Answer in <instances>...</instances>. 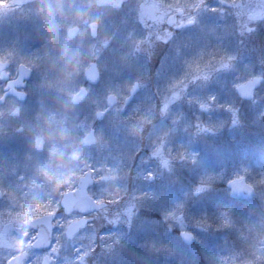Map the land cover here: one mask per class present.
<instances>
[{
    "label": "rangeland",
    "instance_id": "1",
    "mask_svg": "<svg viewBox=\"0 0 264 264\" xmlns=\"http://www.w3.org/2000/svg\"><path fill=\"white\" fill-rule=\"evenodd\" d=\"M52 1L15 6L8 0L7 6L0 7V58L10 60L15 68L17 64L25 63L33 70L27 87L29 102L22 105L24 108L39 99L47 101L55 110L53 114L44 112L40 115L38 128L47 138L48 146H53V168L59 173L53 195L61 197L68 189L62 186L70 175V168L79 165L73 170L75 177L86 171L83 168L87 163L84 158H87L88 170L95 169L91 192H101L105 186V197L110 201L104 209L97 211L95 217H105L106 225L112 229L100 237L106 243H100L104 249L92 248L93 239L87 248L83 243L88 231L72 241L59 235L66 222L65 216L60 217L56 223L58 231L54 233L55 245H71L56 252L52 251L53 246L49 248L48 253L52 256L49 264H81L78 257L85 251L90 254L100 252L101 256L105 252V255L99 260L89 254L84 264H264V81L249 100L235 91L237 84L255 75L264 77V0H238L242 5L239 8L221 0H205L208 8L202 12L201 22L204 21L198 26L203 32L201 37L206 35L207 40L202 39L200 45L193 39L186 41L179 55L167 57L155 77L154 94L147 90L149 87L144 79L149 81L151 73L136 51L139 44L133 34L120 39L122 44L125 43L121 46V55L118 59L111 57L109 64L98 54L78 51L81 35L69 43L58 40L53 54ZM204 23H209V27L204 29ZM129 24L135 26L134 29L140 25ZM72 25L65 23L62 27L64 35ZM101 40L102 37L88 46L94 48ZM70 48L77 50L68 52ZM108 55L106 51L105 56ZM213 56H234L235 59L229 68H217L216 62L212 61V66L206 69L207 79L203 76L193 79L198 75L196 64L205 65ZM95 57L99 59L100 67L106 65L101 83H105L107 91L103 94L106 97L107 93L116 92L120 101L108 105L105 97L94 99L99 93L98 88L91 89L85 104L91 118L83 122L84 109H80L81 105L74 107L71 98L84 81L79 72L84 71ZM116 67L119 74L112 76L108 69L117 72ZM138 74H142L138 78L143 86L136 100L125 106L123 100ZM118 75L121 85L115 87L112 80ZM1 92L0 86V95ZM174 93H179V97L174 98ZM213 96L215 100L210 99ZM201 103L210 107L203 109ZM97 110L106 111V117L101 121L95 118ZM141 117L146 119L142 130L137 131L134 126L141 122ZM91 128H94L95 143L86 147L82 143L78 147L76 142L67 144L72 136L79 137L82 142ZM158 147L162 149L161 154L153 155ZM135 151L143 152L136 166L133 162ZM164 159L168 160L167 166L162 162ZM179 164L183 170H168ZM149 173H152L151 177ZM173 175L182 178L179 186ZM101 176L111 178L105 183L99 179ZM240 176H245L256 187V197L251 201L229 197L227 181ZM131 177L132 184L137 186L134 196L138 200L139 196L144 199L143 204L146 202L150 210L148 217L142 216L136 226L138 250L130 249L126 240L121 243L125 232L132 227L130 219L134 216L131 200L120 201L131 191ZM120 181L126 182L122 192L114 197L118 188L114 190L112 186ZM201 184L210 186L197 192L196 188ZM146 191L154 197L153 204L148 203L151 199ZM13 195L14 192L9 190L7 199L10 198L11 209L0 227L6 220H13L19 226L17 217L25 208L35 209L40 205L44 210L50 206L47 196H42L41 201L27 198L16 204L11 199ZM172 198L167 207L165 201ZM16 205H20L19 210L13 215ZM167 209L174 215L169 216ZM181 215L182 219H178ZM150 218H157L152 230L157 231L158 237L146 239L145 230H149L146 223ZM226 220L227 224L224 223ZM102 222V218L94 222L97 229L102 228ZM180 230L194 232L199 245L195 242L183 244L178 238ZM237 245H242L243 249ZM30 258L31 255L27 261ZM41 259L42 254H39L36 260Z\"/></svg>",
    "mask_w": 264,
    "mask_h": 264
},
{
    "label": "flooded vegetation",
    "instance_id": "2",
    "mask_svg": "<svg viewBox=\"0 0 264 264\" xmlns=\"http://www.w3.org/2000/svg\"><path fill=\"white\" fill-rule=\"evenodd\" d=\"M209 1L212 0H207L206 2ZM52 2L54 7L52 32L53 44L51 45V47L53 48V54L55 53V50H57L58 40L67 41L69 43L76 40L77 37L81 35V49H79L78 51L82 52V54L85 52H92L95 55L98 54L101 56V58L106 59V63L108 64L110 63L111 57L115 58L121 52L120 49H122L121 46L123 40L120 39H124L131 34H133V36L137 37L138 39L139 48H137L136 51L139 56L145 57L144 59H146L150 64H152L153 61L158 60L162 62L164 57H167V55L169 54L171 46L177 45L179 47L181 42L185 40L187 27L188 29H193L194 27L199 29V26L196 23L201 24V14L205 9L208 8L206 7V2L199 9L189 8L185 6V11L183 14H181L179 12H176L175 8L168 7V5L174 4L176 0H105L104 4H100L99 0H95L94 3H92L91 0H53ZM194 2L195 0H180V3L182 4ZM209 9L210 11H212L211 7H209ZM190 16L195 17L194 23H180L181 21H186ZM170 17L174 18V22H169ZM59 21L65 22L66 24H73L67 29L66 35H64L62 29V27L65 26V23H59ZM94 23L97 25L95 29L92 28V25ZM129 23H139L140 25L139 27L134 29L135 26H130ZM169 32H171L172 35L166 40L158 38L166 37ZM100 37H102V40L98 44V46L94 48L88 46L90 42H93ZM118 40L120 41L118 42ZM75 50H77V48H70L68 52H72ZM106 51L109 54L108 56H105ZM91 60L92 61H90V63L93 62L98 67L100 80L97 84H91L87 82L85 71L89 65L84 69V71L82 70L81 72H79V74L83 76L84 81L82 82L83 84L80 85L77 92L81 90V87H86L87 96L81 103L72 104L74 107H78L81 105L80 109H84V112L82 110L83 115L81 112V121L83 122H88L91 118V112L89 108L87 110L88 106L85 107V104L87 103L86 100L89 97V92L91 91V89L98 88L99 93L94 96V99L99 100L105 97L103 93L107 91V88H105V83H101L103 69L105 74L106 65L104 64L102 65V67H100L99 59L97 57L92 58ZM156 65L158 66V62L155 63V66ZM17 67H13V64L10 61L8 69L11 77H15V75H17ZM115 70L117 72L110 71L108 69L112 76H116L117 74H119V68L116 67ZM139 75L140 74L136 75L137 79H135L134 82L138 81V87L142 88L143 85L138 78ZM144 80L147 81V87H149V89L147 90L151 94L152 92H154V83L152 81L151 75L149 81L147 79ZM112 81L113 86L120 87L121 81L119 75L118 78H115ZM1 87L3 94L5 84H2ZM27 87L25 88V91L27 90ZM111 93L116 97V99L114 100V104L118 103V101H120L119 94L112 91L110 93H107V96L105 97L106 101L108 100V97L109 95H111ZM136 96L137 94L134 95L131 103L136 100ZM28 102V99L20 100L15 96H9L4 100L3 103H0V224L1 221L6 218L7 213H9V209H11L9 201L10 198L7 199L9 190L10 192H14V195L11 197V199L15 201L16 204L17 202H23L27 198H35L36 201H41L42 196H47L46 201L50 203V206L53 207V203L56 202L57 204L60 199V197H58L59 194L55 196L53 195V186L59 183V173L53 168V146L49 147L47 138L38 131L41 118L40 115H42L44 112H52L53 114L55 110H53V106L48 105L47 101L39 99H35L31 102L30 106L26 105L24 108V106L22 105H24L25 103L27 104ZM11 115L13 117L12 119H10ZM77 119L79 120L78 117ZM39 138H42L43 141H39ZM84 138L85 136L83 137L81 142V139L79 137L72 136L71 139L67 140V144L73 145L76 142V145L78 147H80L81 143L82 146L86 147L87 144H85ZM84 148L82 150H84ZM141 151H139L138 153L135 151L136 153L133 160L134 166H136V161L138 160V158L143 155V152ZM84 160L87 163L85 164L86 166L85 168H83V170L86 171L78 177L74 176L73 170L78 169L79 165L73 169L69 167L70 175H67L68 178L65 180V184H63L62 186L68 188L63 191L64 193L68 192L73 185H75V187L77 188L79 180L86 173H89V175H91L92 177L91 186L94 184V172H90L88 170V159L84 158ZM120 174H122L121 169ZM69 180H71V183H69ZM103 181L106 183V179ZM125 182L126 181H120L115 185V189L118 188L115 195L118 196V193L122 192V187H124L123 183ZM130 186L131 191L123 195L120 201L128 200L130 202L131 200V207L134 206L135 209V207H137V202H139L141 199L138 201L137 196H134V194H137V186H135V184H132ZM90 187L89 192L96 200H104L106 190L103 189L105 186L102 187L101 192L98 191L96 194L95 192H91ZM134 188L136 190V193L134 192ZM107 201L106 203H109ZM56 204L54 205L56 206ZM19 206L20 205H16V207L14 206L13 215H17V212L15 210H19ZM47 209L48 208L45 207L44 210ZM97 211L98 210L92 213H88L87 215L84 214V216L83 214L77 212H73L72 215L67 214L65 216L66 224L70 219L79 218L80 216L87 218L91 217V221L88 222L87 226H85V228L79 231L72 238L65 237L63 231L59 235L62 234V237L69 241H72L77 236L81 235L85 231H88L87 234L84 235L86 236V241L93 238V236H96L98 243L97 245H100V235H102L104 230H106V218L101 217L103 219V222L101 223L102 228L97 229L94 222L97 219L101 220V218L95 217ZM105 214L106 213L104 212L103 215ZM60 217H63V214L57 212L54 217V221L57 224L61 219ZM54 226L55 229L52 230L53 232L51 238L52 243L49 248L54 246L57 241L54 237V233L56 230L58 231V226ZM29 233L31 238L26 239L31 240L33 245L36 239H33V236L36 237V230L31 227L29 229ZM21 235V226H17V224L15 225V222L13 220H6L1 225L0 264H9L10 258L13 255H16V249L12 247V245L16 239L21 238ZM67 245L70 246L71 243H62L60 244L58 249H65L64 247H66ZM49 248L36 250L34 246L30 247V249H27L25 247L24 251L26 252V256L23 259V264H39L40 261L42 264H44V259L46 256L51 257L49 261L50 263L52 260V256L48 253V251L50 250ZM39 254H42V259L40 261L36 260V257H38ZM29 255H31L34 260L30 258L27 261V257Z\"/></svg>",
    "mask_w": 264,
    "mask_h": 264
},
{
    "label": "snow or ice",
    "instance_id": "3",
    "mask_svg": "<svg viewBox=\"0 0 264 264\" xmlns=\"http://www.w3.org/2000/svg\"><path fill=\"white\" fill-rule=\"evenodd\" d=\"M222 3H230L233 7L239 8L241 7V3L238 2V0H221ZM8 0H0V7H4L7 6ZM205 4V0H195L194 3H186V4H182L180 3V0H176V2L174 4H170L168 5L169 8H175L176 12H179L181 14L184 13L185 11V6L189 7V8H196L199 9L201 6H203ZM215 11V9H213ZM155 18V17H154ZM169 22L172 23L174 22V18L170 17L169 18ZM195 22V17L194 16H190L186 21H181L180 23H194ZM97 27V25L94 23L92 25V28L95 29ZM250 31L252 30L251 28L249 29ZM171 32H169L167 34L166 37H158L159 39H167L171 36ZM235 59L234 56H221L219 58L213 56L205 65H200L199 63L196 64V70L198 75L197 76H193V79H197L199 78V76H203L204 79L208 78V72L206 71V69L210 68L212 66V61L216 62V66L217 68H229L231 66V61H233ZM5 64V60L3 58H0V68H2ZM21 67L23 68L24 65H21ZM95 78V77H93ZM260 79H262V77H251L250 79L239 83L236 85V88L241 92L242 95H251L252 94V90L256 84V82H258ZM178 84L181 82H177ZM139 86V82L137 81L136 83H134L133 85H131L130 87V91L134 92L135 89ZM85 90L81 89L79 92L75 93L73 98H77L79 97ZM174 98H178L179 97V93H174L173 94ZM129 97H125V100H127ZM109 102H113L116 97L115 95H110L108 97ZM211 100H215V97H210ZM168 104L166 103L164 108L165 110L167 109ZM201 108L203 109H207L208 107H210V105L205 104V103H201L200 105ZM230 107V106H229ZM102 113H98V115H101ZM140 119V123L135 125L134 128L139 131L142 130L143 128V122L145 121V117H141ZM235 122V120H234ZM210 130V129H209ZM162 149L160 147H158L154 152L153 155H160L161 154ZM183 158V157H181ZM163 164L165 166L168 165V160L164 159ZM90 172H94L95 169H89ZM109 172H111V169H109ZM85 176H87V174H85ZM152 176V173H149V177ZM111 177L109 176H101L99 177V179L105 180V179H110ZM84 179V176L81 177V180ZM244 179L243 176L237 177L234 180H230L228 181L229 184L232 185H236L238 181H242ZM69 183H71V180H69ZM210 185H206V184H201L199 186H197L196 191L200 192L205 190V188L209 187ZM249 188H251V185H248ZM70 192H76L79 191L78 188L75 187V185L72 186V188L69 190ZM63 195H68V193H63ZM89 199H91V197H89ZM110 202V201H109ZM92 203L94 205H96L97 207L103 206L105 204V200L103 199H98V200H94L92 201ZM60 210V204L59 202H57L55 207L49 206V208L47 210H43L41 208L40 205H36L35 209L32 208H25V210L19 214V224L21 226L22 229V235L21 238L16 239L12 245V247H14L16 249V255H13L10 260H9V264H23V259L26 256V252L24 251L25 247H32V241L31 240H27L26 237L29 235V229L33 226L34 222L41 220L43 217H53L56 215L57 211ZM65 211L69 214L72 215V210L69 208H66ZM33 212H35L36 214L34 215ZM169 216L174 215V213H168ZM178 219H182V215L180 217H178ZM82 223H84L83 219H77V218H73L70 219L68 221V228L66 229L67 234L69 236L73 235V233L77 230L78 226L81 225ZM225 224L228 223V221H224ZM76 226V227H73ZM49 227L51 228V225H49ZM36 235H39V233H37ZM182 235L186 236V237H191V233H187L184 232L182 233ZM36 237L33 236V239H35ZM48 241H45V243H47ZM59 248V243H57L56 245L53 246L52 251L56 252ZM89 253L87 251L81 253V255L78 257V260L81 262V264H84L85 261V257L88 255ZM51 257H45L44 260V264H49Z\"/></svg>",
    "mask_w": 264,
    "mask_h": 264
},
{
    "label": "water",
    "instance_id": "4",
    "mask_svg": "<svg viewBox=\"0 0 264 264\" xmlns=\"http://www.w3.org/2000/svg\"><path fill=\"white\" fill-rule=\"evenodd\" d=\"M14 1L16 3H25V2H28V1H31V0H14ZM5 66H7L6 63L4 64V66L2 68H0V78H1V80H5L7 78V73H5L4 70H3L5 68ZM20 70L21 71H20L19 78L16 81L9 82L8 86L9 85H13V84H17L19 86H23L24 85L23 78L24 77H29V75H28L29 74V69L27 67H25V66L23 68L20 66ZM93 71H95V69H94V67H91L90 71L87 72V77L90 80V82H95L98 79L97 74L94 73ZM93 77H95V78H93ZM259 82H260V80L258 82H256L254 88L259 84ZM131 93H134V92L131 91ZM8 94H14V95H16L19 98H24V93H22V92L18 93L16 91H14L13 89H11L8 92H6L5 96L8 95ZM250 96L251 95H246V97H250ZM3 100H4V97L1 99V101H3ZM77 100H78V97L74 99V101H77ZM97 116L99 118H102L103 113L101 115L97 114ZM87 140H88L87 141L88 143H92L94 141L92 131L89 133V136L87 137ZM81 183H82V186H86L88 184V180L86 178H84L81 181ZM229 185L232 188V195L235 196V197H238V196L239 197H251L254 194L253 187L249 188L248 187L249 184H247L245 182V179H243L242 181H238L236 185H232V184H229ZM64 202L66 204L67 200L65 199ZM47 220H48V217H46V218L44 217L41 220L34 222V224H33V227H35V229H38V233H39V235H37L36 241L34 243V246H36V247H40V246H44V245L47 246L49 244L50 231L48 229H51V228L49 227V221H47ZM183 238L187 242H191L192 241V236L191 237H186V236L183 235ZM45 241H48V242L45 243Z\"/></svg>",
    "mask_w": 264,
    "mask_h": 264
}]
</instances>
